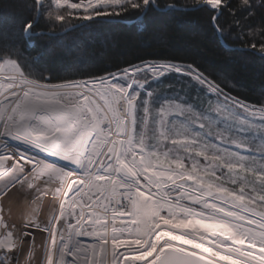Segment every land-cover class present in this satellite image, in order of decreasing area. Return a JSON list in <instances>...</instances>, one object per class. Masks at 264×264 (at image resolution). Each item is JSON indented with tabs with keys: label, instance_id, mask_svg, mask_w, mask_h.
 Masks as SVG:
<instances>
[{
	"label": "snow or ice",
	"instance_id": "snow-or-ice-1",
	"mask_svg": "<svg viewBox=\"0 0 264 264\" xmlns=\"http://www.w3.org/2000/svg\"><path fill=\"white\" fill-rule=\"evenodd\" d=\"M154 6L158 0H32L19 27L31 42L55 38L37 31L42 22L54 32L74 29L73 19L147 14ZM185 7L206 12L221 34L224 10L238 15L230 0ZM238 7L252 15L251 0ZM234 24L229 34L239 19ZM245 42L264 58V42L255 35ZM173 74L200 86L199 104L164 98L154 115L150 85ZM45 80L0 50V197L26 190L32 204L54 198L47 223L35 208L23 225L0 215V264H19L25 245L35 252L27 229L47 234L37 264H264V106H249L193 65L172 61ZM81 236L92 239L85 245Z\"/></svg>",
	"mask_w": 264,
	"mask_h": 264
},
{
	"label": "trees",
	"instance_id": "trees-1",
	"mask_svg": "<svg viewBox=\"0 0 264 264\" xmlns=\"http://www.w3.org/2000/svg\"><path fill=\"white\" fill-rule=\"evenodd\" d=\"M230 2L238 15L224 10L219 19L223 34L212 26L206 12L186 10L191 0H158L159 7L147 14L129 9L120 16L80 25L73 19L76 27L62 35L57 34L71 26L53 32L42 22L37 31L55 38L45 35L29 42L19 26L30 15L32 0H0V50L13 51L33 76L57 84L117 73L145 61L193 65L230 96L248 105L264 106V58L245 42V37L253 35L256 43L264 42L259 34L264 6L261 0H251L252 15L248 16L238 7L239 0ZM173 3L179 10H168L167 5ZM236 19L240 27L229 34ZM184 80L188 83L189 78L180 80L172 75L158 88L190 96L195 87Z\"/></svg>",
	"mask_w": 264,
	"mask_h": 264
},
{
	"label": "rangeland",
	"instance_id": "rangeland-1",
	"mask_svg": "<svg viewBox=\"0 0 264 264\" xmlns=\"http://www.w3.org/2000/svg\"><path fill=\"white\" fill-rule=\"evenodd\" d=\"M101 18H103V17H97V18H95V20L96 19H101ZM87 22H90V21H78V20L75 21V23L77 25H80L82 23H87ZM181 65L182 66H187V65H183V64H181ZM173 75H175V74H173ZM183 78L184 79H188V77H183ZM183 78H180V80L183 79ZM77 81H79V80H77ZM184 81L186 82V80H184ZM194 83H195L194 81L192 83H190L192 85V87H193ZM58 84H62V83H58ZM158 85L159 84H155V83L150 85L151 90L153 91V97H152L153 104H152V107H153V114L154 115L156 114V111L160 108L161 104L163 103V99L164 98H168L170 100L173 99V98H178L180 100L188 101L190 103L199 104V100L197 99L198 90L200 88L199 85H196V87L194 88V92L192 94H189L190 96H187V94L185 95L184 93H179V92L167 93L166 91H160V89L158 88L159 87ZM157 93H159V94H157ZM212 99L215 100V96H213ZM206 104H207V100H205V105ZM249 106H252V105H249ZM258 145H259V141L256 142V145H254V151L258 148ZM169 147H171V145H169ZM48 159H53V158H48ZM56 163L59 164V165H65V162L59 161V160H57ZM66 166L71 167V165H66ZM22 194L23 195L26 194V198L29 200V203H28V205L25 204L24 206L20 203V205H22V207H21L22 209H19V210L16 211L17 215L14 218L17 221L21 222L20 215L24 214L25 210H26V213H25L26 215L25 216L28 217L30 214H32L33 209L35 208V209H37V211L34 214H35L38 222L47 223L48 219L50 218V216L52 215V212H53V200H54V198L52 196H50V195L49 196H45L40 201H38L36 204H32V197L30 195H28V192L26 190H23ZM23 202H26V201L24 200ZM27 231L34 233L35 237H38L40 235L41 241H42V238L47 235L46 233L38 232L35 229H27ZM35 233H38L39 235L38 234L36 235ZM28 238H30V237H28ZM91 239H92L91 237H87V236H81L80 237L81 242L84 243L85 245L87 243H89L91 241ZM41 249L42 248H39V249L36 248L35 252L30 254L31 255V259L34 260V262L32 264H37V261H41L42 262L43 256L42 257H38L40 255V253H41ZM41 254H43V252ZM29 256L26 259V255L25 254L22 255L20 261L22 262V260H25V262H26V260L29 259ZM24 257H25V259H22Z\"/></svg>",
	"mask_w": 264,
	"mask_h": 264
},
{
	"label": "bare ground",
	"instance_id": "bare-ground-1",
	"mask_svg": "<svg viewBox=\"0 0 264 264\" xmlns=\"http://www.w3.org/2000/svg\"><path fill=\"white\" fill-rule=\"evenodd\" d=\"M16 191L14 190L13 193H10L9 196L7 198H4V197H0V207L3 208V213L0 214V215H3V218L8 221L10 224L11 223H15L17 225H23V223L25 222V218H26V210H25V213L24 214H21L20 215V218H21V222L17 221L14 217L17 215V210L19 209H22V205L24 206L25 204L28 205L29 203V200L26 198V194L23 195L22 192L23 190H20V191ZM26 201V202H23V201ZM20 203L22 205H20ZM20 205V206H19ZM24 215V216H23ZM18 217V216H17ZM36 235L38 233H35ZM39 235V234H38ZM25 239H30V238H25ZM36 244H37V249H39V245L41 244V237L40 235L38 237H36ZM42 249H41V253H42ZM38 256V257H42L43 254H41ZM26 255V259L28 258V256L30 255L29 251H28V248H27V245H25V250H24V253L23 255ZM21 259V258H20ZM22 259H25L22 258ZM27 261V260H26ZM34 262V260H32V263ZM26 264L25 260H22L19 261V264Z\"/></svg>",
	"mask_w": 264,
	"mask_h": 264
},
{
	"label": "water",
	"instance_id": "water-1",
	"mask_svg": "<svg viewBox=\"0 0 264 264\" xmlns=\"http://www.w3.org/2000/svg\"><path fill=\"white\" fill-rule=\"evenodd\" d=\"M71 29H73V28L66 29V30H64V31H62V32H60V33H58L57 35H62V34H64V33L68 32V31L71 30Z\"/></svg>",
	"mask_w": 264,
	"mask_h": 264
}]
</instances>
